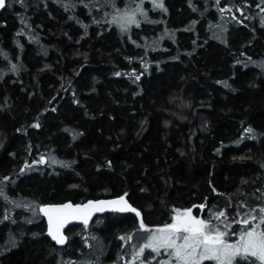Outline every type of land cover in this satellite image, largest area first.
Listing matches in <instances>:
<instances>
[{
  "label": "trees",
  "instance_id": "trees-1",
  "mask_svg": "<svg viewBox=\"0 0 264 264\" xmlns=\"http://www.w3.org/2000/svg\"><path fill=\"white\" fill-rule=\"evenodd\" d=\"M159 2L6 0L0 264H158L134 256L141 218L155 228L192 208L219 224L225 211L238 232L264 207V3ZM124 10L139 26L113 22ZM125 193L141 216L72 225L63 247L46 235L41 205Z\"/></svg>",
  "mask_w": 264,
  "mask_h": 264
},
{
  "label": "snow or ice",
  "instance_id": "snow-or-ice-1",
  "mask_svg": "<svg viewBox=\"0 0 264 264\" xmlns=\"http://www.w3.org/2000/svg\"><path fill=\"white\" fill-rule=\"evenodd\" d=\"M216 2L219 5V0H216ZM261 2L264 3V0H261ZM113 6H115L114 3ZM157 6L165 11L167 10L164 8L163 0H160ZM4 7L5 0H0V9ZM225 10L231 11L230 8L221 9V11ZM113 22L119 24L123 31H127L130 25L139 26L135 11L130 13L124 10L120 12V15L113 17ZM13 67L15 68V66ZM260 67L264 68V65H260ZM136 79L138 80L139 76H136ZM224 86L230 87L227 82H224ZM34 126L39 127V124ZM246 131L252 132L253 130L248 128ZM39 162H46L45 158L42 156ZM51 162L53 164L62 163L55 158ZM4 179L9 178L5 177ZM0 196H3L2 189H0ZM125 196H127V193L115 200L88 201L84 205L74 206L71 203L45 205L40 206L39 211L48 219L49 235L56 243L62 245L67 241L62 229L69 220H81L84 225H87L94 213L103 212L109 206L114 211H131L136 216H141L140 212L128 203ZM204 207V205L199 206L201 209ZM255 213L256 209H252L250 213L245 214L246 218L239 221L233 220V223L246 226L240 228L238 232L230 231L232 224L225 222L227 220L225 211L214 214V218L219 221V224L213 223L211 219L206 220L193 215L192 208L175 209L172 223H166L155 228H149L141 218L139 228L148 235L146 236V242L139 247L134 256L139 258L143 255L145 249H149L150 255L155 253L152 260H156L162 254L166 256V259H160L158 264H205V261H214L215 264H253V261H255L256 264H264V207L259 208V215ZM221 224L223 230H221ZM230 236H238V239L232 241ZM120 239L131 240L132 236H121ZM133 264H135V259ZM141 264H143V261H141ZM149 264H151V260Z\"/></svg>",
  "mask_w": 264,
  "mask_h": 264
},
{
  "label": "water",
  "instance_id": "water-1",
  "mask_svg": "<svg viewBox=\"0 0 264 264\" xmlns=\"http://www.w3.org/2000/svg\"><path fill=\"white\" fill-rule=\"evenodd\" d=\"M5 6H6V0H5ZM5 8V7H4ZM3 8V9H4ZM3 9H0V13L3 11ZM119 197H121V196H118V197H110V198H99V199H89V200H87V201H85V202H82V203H77V204H73L72 202H65V203H71L72 205H84V204H87L88 203V201H98V200H104V201H110V200H115V199H118ZM125 199L128 201V203L133 207V208H135L131 203H130V201L127 199V197H125ZM65 203H60V204H45V205H61V204H65ZM45 205H42V206H45ZM110 212H118V211H114L110 206L109 207H106L105 208V210L103 211V212H96V213H94L92 216H91V218L89 219V222H88V224L87 225H90L93 221H94V219H95V217L96 216H99V215H104V214H108V213H110ZM128 212H131V211H128ZM131 213H133V212H131ZM41 214L43 215V218H44V220H45V223H46V233H47V235L52 239V237H51V235H49V233H48V219H47V217L41 212ZM83 224V222L81 221V220H69L66 224H65V226H64V228L62 229V232H63V234L67 237V235H66V230L68 229V227L69 226H71V225H82ZM84 225V224H83ZM53 240V239H52ZM55 243H56V241L55 240H53ZM67 242H68V237H67V241H66V243L65 244H58V243H56L58 246H60V247H63V246H65L66 244H67Z\"/></svg>",
  "mask_w": 264,
  "mask_h": 264
},
{
  "label": "rangeland",
  "instance_id": "rangeland-1",
  "mask_svg": "<svg viewBox=\"0 0 264 264\" xmlns=\"http://www.w3.org/2000/svg\"><path fill=\"white\" fill-rule=\"evenodd\" d=\"M193 215H195L194 210H193ZM171 223H172V222H171ZM147 235H148L147 233H145L144 231H142V232L139 234V237H141V238H146ZM232 241H233V240H232Z\"/></svg>",
  "mask_w": 264,
  "mask_h": 264
},
{
  "label": "bare ground",
  "instance_id": "bare-ground-1",
  "mask_svg": "<svg viewBox=\"0 0 264 264\" xmlns=\"http://www.w3.org/2000/svg\"><path fill=\"white\" fill-rule=\"evenodd\" d=\"M61 203H65V202H61ZM81 203H82V202H81ZM58 204H60V203H58ZM76 204H77V203H76ZM104 215H106V214H104ZM82 225H83V224H82ZM71 226H72V225H71ZM69 227H70V226H69ZM69 227H68V228H69ZM67 230H68V229H67ZM67 230H66V233H67Z\"/></svg>",
  "mask_w": 264,
  "mask_h": 264
}]
</instances>
